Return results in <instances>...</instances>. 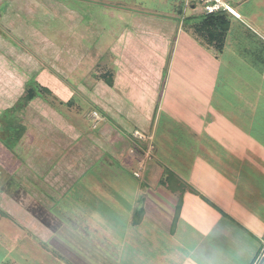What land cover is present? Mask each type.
<instances>
[{
	"label": "crops",
	"instance_id": "obj_1",
	"mask_svg": "<svg viewBox=\"0 0 264 264\" xmlns=\"http://www.w3.org/2000/svg\"><path fill=\"white\" fill-rule=\"evenodd\" d=\"M99 1L117 25L80 32L79 67L56 68L19 142L35 186L57 170L71 184L31 191L16 161L5 262L264 264V0L214 17L197 0ZM136 131L155 145L143 169Z\"/></svg>",
	"mask_w": 264,
	"mask_h": 264
},
{
	"label": "rangeland",
	"instance_id": "obj_2",
	"mask_svg": "<svg viewBox=\"0 0 264 264\" xmlns=\"http://www.w3.org/2000/svg\"><path fill=\"white\" fill-rule=\"evenodd\" d=\"M104 9L99 0H0V98L3 99L0 102V139L3 146H0V189L8 176L12 175L11 171L16 169V161L18 167L15 179L31 191L33 189L37 192L39 189L42 192L44 189L47 195L50 194L54 198L60 186L63 189L70 186L71 180L67 174L61 170L58 174L56 167L50 181L47 176L42 175L41 178L49 181L48 183L41 181L42 183L38 182L35 186L31 181V173L36 167L31 164L27 166L29 161L24 144L20 146L16 143L15 134L26 128L29 121L27 117L31 120L28 114L42 104L40 102L37 105L34 101L29 103L27 90H34L39 98L51 99L54 94L47 85L58 80L56 68L61 64L71 70L79 67V64L78 67H74V64L75 58L82 56L76 53L80 45V32L93 27V31L89 32L91 35L85 40L91 42L96 40L101 33L99 27L105 26L107 20L110 24L117 25L111 16L112 12L108 13ZM185 23L182 22L180 30L185 27ZM107 41H111L110 35ZM60 48L65 55L58 53ZM93 52L96 53L94 49ZM56 93L57 91L55 95ZM54 98L57 99L56 96ZM26 102L28 106L24 108ZM89 116L88 119L82 120L83 127L93 132ZM87 161L89 159L85 160V163ZM42 199L46 201L51 197L44 195ZM10 206L13 207L12 200L0 191V222L7 219L17 221L8 213V210H13ZM0 245V264H9L5 259L17 252L14 244L3 232H0ZM20 261V264L24 262Z\"/></svg>",
	"mask_w": 264,
	"mask_h": 264
},
{
	"label": "built area",
	"instance_id": "obj_3",
	"mask_svg": "<svg viewBox=\"0 0 264 264\" xmlns=\"http://www.w3.org/2000/svg\"><path fill=\"white\" fill-rule=\"evenodd\" d=\"M202 4L203 12L205 15H211L219 12H228L231 14H235L234 9L226 3L224 0H197ZM90 122L92 124V128H97L99 122L102 120L101 116L96 112L90 113ZM133 140L137 143H145L146 146L143 149V158L138 161L140 168H144V164L147 161H151L155 152V145L153 136L147 135L145 133L136 131L132 134ZM136 177H140V173H135Z\"/></svg>",
	"mask_w": 264,
	"mask_h": 264
},
{
	"label": "trees",
	"instance_id": "obj_4",
	"mask_svg": "<svg viewBox=\"0 0 264 264\" xmlns=\"http://www.w3.org/2000/svg\"><path fill=\"white\" fill-rule=\"evenodd\" d=\"M220 13V12H219ZM214 16H217V13L215 14H211V15H207L206 17H214ZM27 94H28V102L30 103L31 101L35 100L38 95L36 94V92L32 89H28L27 90ZM28 102H26L24 108H26L28 106ZM25 130L26 128L22 129L21 131H19V133L15 134L16 135V143H19L21 141V139L23 138L24 134H25Z\"/></svg>",
	"mask_w": 264,
	"mask_h": 264
}]
</instances>
